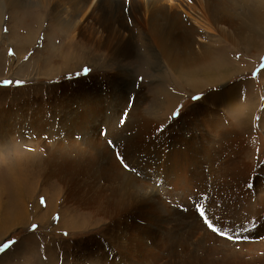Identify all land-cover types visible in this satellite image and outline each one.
I'll use <instances>...</instances> for the list:
<instances>
[{
	"label": "bare ground",
	"instance_id": "obj_1",
	"mask_svg": "<svg viewBox=\"0 0 264 264\" xmlns=\"http://www.w3.org/2000/svg\"><path fill=\"white\" fill-rule=\"evenodd\" d=\"M34 9H39L37 21L35 15L29 12V10ZM7 13L10 16H7ZM47 16L50 22H54L61 27L58 33L64 31L68 35L67 41L69 44L72 42L76 44V38L85 34L87 41L99 47L104 54L110 56L109 59H112L114 64L119 63L121 67L119 65L115 70L107 67L113 73H108L107 78L103 81L96 78L97 80H94V83L97 88L93 87L90 82H85V87L82 83H79L77 87L82 86V93L79 97L82 104L79 112L75 111L74 113L73 110H70L71 119H65V121L62 118L55 117L56 121L60 123V128L55 127L54 121H49L46 125L47 131L44 130L48 133L53 132L54 135L55 133L63 136L64 134L67 136L85 135V145L82 144L83 149L81 147L75 148L77 145L74 147L73 144L70 146L81 153L85 151V156L78 158V163L85 165V176L83 173L80 174L78 170L81 168L78 166L79 169L73 172L76 175L68 176L66 159L62 155H56L57 152H52L47 160L45 159L43 165V173L40 176L44 180L42 185L45 186L49 181L58 178L61 184H64L63 188L68 192V194L66 193L68 199H71L72 195L80 194L79 185L84 183L82 177H85L91 184L88 186L90 190L86 194L87 197L84 198L85 204L81 201L82 206L94 205L100 195L95 190L96 188L100 190L102 193L101 202L98 201L96 206L91 209L95 213L99 210L102 211L103 217L110 220L111 227L104 230L106 238L102 237V239L109 244L108 246L115 248L117 254L128 251V247L134 248L136 244L138 247L146 246V243L138 242L145 237V232L143 231L144 235H139L138 229L139 225L142 224L150 227V216L155 220V224L164 223L165 231L162 235L176 239H168L169 248L181 246L183 241L178 235L180 230L179 219H182L180 206L183 203L191 204L188 201L191 199L196 202L195 194L199 191V187L205 190L207 188L209 192L212 183H215L216 187L221 184H217L218 181L240 182L237 183L239 191L240 188L246 186L247 176L249 175L245 173L247 171L246 165L240 162L239 155L243 150L247 151V142L245 145L241 135L228 134L227 127L230 116L236 114L237 121L234 122L239 129L247 128L249 131L253 128L255 119V107L253 105L258 104L257 92L251 81L244 84L245 86L241 83L238 84L232 90L230 89V92L225 91L227 85L232 83L233 78L242 72L241 65L234 64L233 61L228 59V56L233 54V49H229L227 46L220 50V55L215 56L214 52L218 50L216 48L226 43L231 44L233 48L238 50L245 49L243 51L249 56H253L258 51H264V0H0V39L3 37L2 29L4 25L11 26V21H15L14 25H21L25 19L29 18L32 25L36 24L38 27L26 31L28 35L26 38L22 36L23 40L19 42L32 43L39 34L40 28L45 26ZM6 17H8V20ZM87 28L88 30H86ZM71 31L72 34H68ZM31 35L34 37L32 38ZM87 45L90 49H95L93 45ZM139 45L157 59V66L165 68L166 72L169 70V72L182 79H188V83L196 90L202 87H211V93L206 95L201 104L195 109L197 121L195 135H189L192 131L190 124L183 127L184 138L177 134L170 135L168 129H174L175 126L170 122L171 120H168L165 125L157 126L154 122L141 118V109L138 110L139 106L136 105V102L133 103L132 107H128L129 102L126 100L125 90L128 89L130 83L134 82L135 77L133 78L134 71L127 68L124 63L138 57ZM261 76L264 78V74ZM248 84L252 87L248 88ZM73 88H76V86ZM141 93L140 89L135 93L136 101L139 100ZM241 101L242 103H240ZM76 104L77 102L74 99V105ZM107 114L109 116L106 119ZM123 114L127 117L124 118L125 124L119 128L118 123L121 122V117H124ZM13 128L12 126V130ZM105 130L107 132L106 137L101 138L98 142L95 135H98L99 132L103 133ZM34 131L38 135V138H36L38 145L43 144L45 135H42L43 133L36 129ZM219 137L221 140L217 145L218 150H215V152L217 151L216 154L201 159L203 158L199 154V150H203L201 145L206 141L209 142L211 138L219 140ZM194 139L196 142L192 144L193 147H187ZM226 139H228L229 144L225 142ZM108 140L113 142L114 146L119 144L118 151L129 165L132 164L136 169L139 168L146 176L156 178L154 184L152 185L149 181H140L138 176L133 173L124 172L115 157V149L110 147ZM192 155L196 156V160H192L194 157H191ZM189 157L192 158V161L188 160L186 162ZM15 166L11 171L9 170L11 181L15 184L11 192L16 194L15 196H18V199L23 203V205L16 203V206L28 209V199L26 198L27 201L25 199L26 188L32 186L27 187L28 184L25 183V179L31 169L28 166L27 168L23 167L19 162ZM188 168H192V170ZM260 171L264 173V165ZM85 182L88 181L85 180ZM189 184L193 186H188ZM37 185H40V183H37ZM171 186L174 188L173 191ZM181 188L185 189L186 195L192 189H194V192L189 193L190 196H182V193L179 196L178 193ZM225 188H228V186H225ZM44 190L45 188H42L43 192ZM223 190L222 192H225ZM260 190L261 192L264 191V180L260 184ZM38 191L43 194L39 189ZM214 193L216 192L214 191ZM2 197L0 194L1 208L5 204ZM170 197L174 198L175 201L171 202L170 207H167L164 201ZM222 199L224 198L220 200ZM263 209L264 203L261 204L258 211ZM13 211V206H10L9 213ZM22 211L24 212V210ZM259 219H257L258 222ZM145 228L147 229V227ZM205 229L202 223L198 225L196 232L199 233V238L205 235L202 233V230ZM189 233L192 234L193 230ZM208 239L206 238V240ZM95 246L99 247L100 245L96 244ZM146 255L147 253H144L143 258L146 259ZM98 263L124 264L125 261L117 263L114 259L110 260V257H105ZM126 263L128 262L126 261Z\"/></svg>",
	"mask_w": 264,
	"mask_h": 264
},
{
	"label": "rangeland",
	"instance_id": "obj_2",
	"mask_svg": "<svg viewBox=\"0 0 264 264\" xmlns=\"http://www.w3.org/2000/svg\"><path fill=\"white\" fill-rule=\"evenodd\" d=\"M29 12L35 15L37 21L39 9L29 10ZM6 15L10 16L8 13ZM6 19L8 20V17ZM46 21L45 26L40 30L38 29L39 34L36 36V41L34 40L32 43L19 42L23 40L22 36L26 38L28 35L26 31L38 27L36 24L32 25L29 18L25 19L21 25H14L15 21H11V26L4 25L2 29L3 37L0 39V194L5 202L3 207H0V264H99L98 262L105 259V257H110V260L114 259L117 263L125 261L124 264L133 262L135 264H192L193 262V264H264V209L258 211V208L264 203V191L261 192L260 190V184L264 180V173L260 171L264 165V78L261 76L264 74V51H258L253 56H249L243 51L245 49L238 50L233 48L231 44L226 43L216 48L218 50L214 52L215 56L220 55V50L227 46V48L233 49V54L228 56V59L233 61L234 64L241 65L242 72L240 74L242 75L237 74L232 83L227 85L225 91L230 92L238 84L241 83L245 86L244 84L251 81L257 92L258 104L253 105L255 107V119L253 128L249 130L250 132L247 128L239 129L234 122L237 121L236 114L230 116L227 127L228 134L241 135L245 145L247 142V151L243 150L240 153L239 160L246 165L247 171L245 173L249 175H246L248 178H246V186L248 188L244 186L240 188V192L237 186L240 182L237 181H231V183L218 181L216 183L221 184L217 187L215 183H212L209 192L207 188L205 190L199 187V191L195 194L196 202L191 199L188 200L191 204L183 203L180 206L182 219H179L180 230L178 235L183 241L181 246L169 248L167 241L176 239L162 235L165 231L164 223L155 224V220L150 216V227L145 226V224L139 225V229L136 227L139 235H144L143 231L145 232L144 239L138 242L146 243V246L138 247L136 244L134 248L128 247V251L117 254L115 248L108 246L109 244L102 239V237L106 238L104 230L111 227L110 220L103 217L102 211L99 210L95 213L91 209L102 199L101 191L96 188L95 191L99 192L100 195L94 205L82 206V202H84V198L87 197L86 194L90 190L88 186L91 182L88 179L82 177L84 183L79 185L80 194L72 195L71 199H68V192L63 188L64 184H61L58 178L43 186L42 182L44 180L40 176L43 173L45 159L47 160L52 152H57L59 154L55 153L56 155H62L66 159L64 160L67 164L68 176H72L73 172H76L75 170L82 169V167L83 169L78 171L80 174H85V165L78 163V158L80 156L84 157L85 151L81 153L79 150L76 151L70 147L73 144L74 147L77 145L75 148L81 147L83 149L82 144L85 145V135L67 136L64 134L63 136L58 133L54 135L53 132L48 133L44 130L47 131L46 125L49 121H54L55 127L60 128V123L56 121L55 117L62 118L65 121V119H71L70 110H73L74 113L75 111L79 112L82 104L79 100L82 86L78 88L79 83H82L85 87V82H90L93 87H96L94 82L97 79L103 81L107 78L108 73H113L107 67L115 70L119 65L121 67V64L117 62V64H114L113 60L109 59L110 56H107L99 47L87 41L85 34L76 38V44H73V42L69 44L67 41L68 35L64 31L58 33L61 27L54 22H50L49 17ZM68 34H72V31ZM139 43L141 42L139 41ZM87 44L93 45L96 50L90 49ZM138 48V57L140 58L137 57L124 63L127 68L134 71L133 78L135 77L134 82L130 83L128 89L125 90V97L129 102L128 107H132L133 103L136 102V105L139 106L138 110L141 109V118L152 121L157 126L165 125L168 120H171L170 122L175 126L174 129H168L170 135L183 136V127L186 124H190L192 127L189 135H195L197 128L195 109L201 104L203 98L211 93V87H202L196 90L188 83V79H182L169 72V70L166 72L165 68L157 66V59L144 47L139 45ZM75 86L76 88H73ZM247 86L248 88L252 87L249 84ZM138 89L142 91V96L140 95L139 100L136 101L135 93ZM74 99L77 102L76 105H74ZM108 116L107 114L105 118L107 119ZM123 116L121 122L118 123L119 128L125 124L124 118L127 115L123 114ZM12 126L14 127L13 130ZM35 129L45 135L41 145H38L36 139L38 135L34 131ZM67 131L69 130L67 129ZM106 135L105 130L103 133L99 132L98 135H95L97 137L95 138L99 142ZM220 140V137L219 140L211 138L209 142L203 143L204 145H201L203 150H199V154L203 157L201 159L216 154L217 151L215 152V150H218L217 145ZM226 140L225 142L229 144L228 139ZM195 142V139L192 140L187 147H193L192 144H195ZM108 143L110 147L115 149V157L124 172L133 173L138 176L140 181H149L152 185L154 184L156 178L146 176L139 168L136 169L134 165H129L125 161L118 151L119 144L114 146L110 140H108ZM191 159L190 157L187 158L186 162ZM192 160H196V156ZM243 160L244 162H242ZM18 162L23 167L27 168L28 166L31 169L28 175L29 178L25 179V183L28 184L27 187L32 186L26 188L25 199H28V209L25 207L18 208L16 203L21 205L23 203L18 199V196H15L16 194L11 192L15 184L11 181L10 171L13 167H16L15 164ZM48 165L50 164L48 163ZM188 169L192 170V168ZM85 180L88 182H85ZM37 183H40V185H37ZM188 186L193 185L189 184ZM218 186L222 187L219 188ZM225 186H228V188H225ZM213 187L217 189L214 190ZM37 188L40 191L45 188L44 192L42 191L43 194ZM171 188L173 191L174 188L172 186ZM191 192H194V189L186 195L185 189L181 188L178 195L181 196L182 193V196H190ZM219 197L224 199L220 200ZM211 200L213 201L211 202ZM173 201H175L174 198L170 197L164 201V204L170 207ZM10 206L14 208L12 213H9ZM201 207H203L205 215L213 227L222 231L213 232L207 227L203 222V218L199 215ZM22 218L24 219L22 220ZM257 219H259V222ZM197 221L206 228L202 230V233L205 234L202 238H199V233L196 232L199 225ZM191 230H193L192 234L189 233ZM206 238L210 240H206ZM90 241L94 244H91ZM96 244L100 246L96 247ZM144 253H147L146 259L143 258ZM176 257L179 259H176Z\"/></svg>",
	"mask_w": 264,
	"mask_h": 264
},
{
	"label": "snow or ice",
	"instance_id": "obj_3",
	"mask_svg": "<svg viewBox=\"0 0 264 264\" xmlns=\"http://www.w3.org/2000/svg\"><path fill=\"white\" fill-rule=\"evenodd\" d=\"M199 215L203 218V222L207 225V227H209L213 232L222 231L213 227L212 223L208 220L207 216L205 215L203 207L199 209Z\"/></svg>",
	"mask_w": 264,
	"mask_h": 264
}]
</instances>
